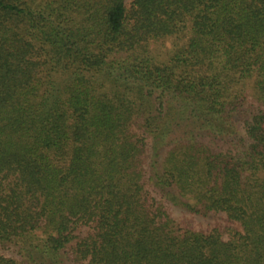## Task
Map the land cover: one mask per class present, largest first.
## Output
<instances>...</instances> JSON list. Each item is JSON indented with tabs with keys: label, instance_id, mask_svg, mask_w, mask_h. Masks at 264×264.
<instances>
[{
	"label": "trees",
	"instance_id": "16d2710c",
	"mask_svg": "<svg viewBox=\"0 0 264 264\" xmlns=\"http://www.w3.org/2000/svg\"><path fill=\"white\" fill-rule=\"evenodd\" d=\"M0 264H264V0H0Z\"/></svg>",
	"mask_w": 264,
	"mask_h": 264
},
{
	"label": "rangeland",
	"instance_id": "374dc122",
	"mask_svg": "<svg viewBox=\"0 0 264 264\" xmlns=\"http://www.w3.org/2000/svg\"><path fill=\"white\" fill-rule=\"evenodd\" d=\"M133 0H127L128 5H131ZM190 34L186 36V38H183L182 40L176 41L172 39H168L162 43H158L153 46L154 50L157 54H159L161 57H168L170 53L173 51L174 46L177 44H184L187 39L189 38ZM177 219L181 224L185 226L191 227L195 231H211L217 226H221V229H224L225 237L228 236L229 229L231 228L230 225L225 221L223 216L212 214L209 218H202L200 216L196 215H183L182 213L176 214Z\"/></svg>",
	"mask_w": 264,
	"mask_h": 264
}]
</instances>
